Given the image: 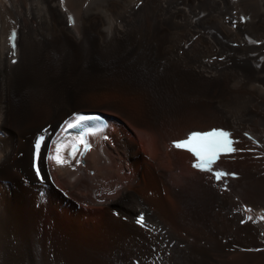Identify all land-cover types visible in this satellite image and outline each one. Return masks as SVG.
Here are the masks:
<instances>
[{
	"label": "bare ground",
	"instance_id": "6f19581e",
	"mask_svg": "<svg viewBox=\"0 0 264 264\" xmlns=\"http://www.w3.org/2000/svg\"><path fill=\"white\" fill-rule=\"evenodd\" d=\"M78 111L109 121L59 166ZM209 128L235 175L174 147ZM0 130V264H264V0H0Z\"/></svg>",
	"mask_w": 264,
	"mask_h": 264
},
{
	"label": "snow or ice",
	"instance_id": "6c2138e0",
	"mask_svg": "<svg viewBox=\"0 0 264 264\" xmlns=\"http://www.w3.org/2000/svg\"><path fill=\"white\" fill-rule=\"evenodd\" d=\"M63 3V0H62ZM68 21L70 24H75V19L72 15L68 16ZM16 38L17 32L15 28H13L11 35L9 36V42L11 43L13 52L12 55L15 56V49H16ZM16 61L13 60V63ZM92 119H99V117L93 116H83L78 115L72 121H65V125H67L68 129L80 127L83 125L84 121L92 120ZM64 127L63 125L61 126ZM67 130V129H65ZM45 132L48 130L45 129ZM232 134L229 131L224 129H211L210 131L206 132H192L188 135L187 139L174 141L173 145L177 148H185L189 152L193 154L196 158L193 162V167L197 168L201 171L212 172L216 180H221L223 177L228 175H235L234 173H228L223 170H216L213 172V166L217 163L220 159L222 154L232 153L236 151H240V149L235 148L233 145L236 143L231 138ZM60 139V134L57 135V138L53 141L56 143L55 152L57 153L56 156L51 155V149L49 150V159H55L57 165L63 166L66 164H71V160L62 159L60 156L61 152V143H57ZM45 140L44 135H41L37 138L35 143L36 155L39 157L41 143ZM80 141H83V136L80 137ZM67 147V145H65ZM69 157L75 158V145L73 144V151L68 153ZM79 163V161H76ZM37 175H40V169L37 167L36 169ZM250 220L252 219L251 216L248 217ZM137 223L141 226L147 227L146 218L143 213H141L137 218Z\"/></svg>",
	"mask_w": 264,
	"mask_h": 264
},
{
	"label": "rangeland",
	"instance_id": "374dc122",
	"mask_svg": "<svg viewBox=\"0 0 264 264\" xmlns=\"http://www.w3.org/2000/svg\"><path fill=\"white\" fill-rule=\"evenodd\" d=\"M104 138H107V134H106V133L104 134ZM91 172H92V171H91ZM91 172H90V173H91ZM244 208H245V206H244Z\"/></svg>",
	"mask_w": 264,
	"mask_h": 264
}]
</instances>
